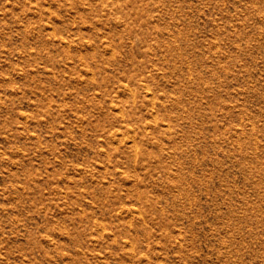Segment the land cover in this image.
<instances>
[{
    "label": "rangeland",
    "instance_id": "1",
    "mask_svg": "<svg viewBox=\"0 0 264 264\" xmlns=\"http://www.w3.org/2000/svg\"><path fill=\"white\" fill-rule=\"evenodd\" d=\"M0 264H264V0H0Z\"/></svg>",
    "mask_w": 264,
    "mask_h": 264
}]
</instances>
